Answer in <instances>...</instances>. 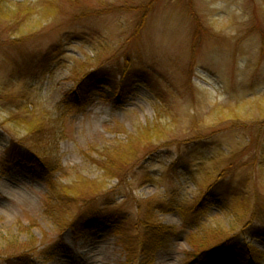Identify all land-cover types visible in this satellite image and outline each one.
Masks as SVG:
<instances>
[{
  "label": "rangeland",
  "instance_id": "1",
  "mask_svg": "<svg viewBox=\"0 0 264 264\" xmlns=\"http://www.w3.org/2000/svg\"><path fill=\"white\" fill-rule=\"evenodd\" d=\"M83 3L97 15L76 27L82 28L76 37H60L64 19L38 16L0 33V264H136L123 238L104 224L77 239L70 228L57 226L65 217L53 209L57 204L42 173L6 162L13 141L39 128L56 145L54 185L77 184L79 191L103 185L100 192L109 197L99 201L112 200L129 219L153 211L154 223L175 231L167 244L147 253V264H264V236L247 230L252 224L263 227L264 217H252L240 198L220 201L210 195L202 213H184L220 177L222 184L254 193L264 203V0ZM196 18L201 29L195 42ZM53 48L48 73L31 74V59L36 63ZM125 48L149 68L152 88L143 80L118 99L100 84L85 104L68 97L82 75L109 69ZM153 124L166 126L170 142L144 169L136 163L128 170L129 176L135 173L133 181L105 178L98 164L144 140ZM197 135L201 141L190 166L170 172L175 139ZM158 202L164 208L153 206ZM224 232L236 234L256 261L227 251L202 261L190 257V234L210 239ZM16 250L24 257L9 260L7 254Z\"/></svg>",
  "mask_w": 264,
  "mask_h": 264
},
{
  "label": "trees",
  "instance_id": "2",
  "mask_svg": "<svg viewBox=\"0 0 264 264\" xmlns=\"http://www.w3.org/2000/svg\"><path fill=\"white\" fill-rule=\"evenodd\" d=\"M83 2L84 0H39L36 4H26L0 0V33L5 32V30L18 28L30 18L38 16L39 18H51L52 20L64 19V26L66 27L61 31L63 35L59 36L61 38L64 36L65 39L68 35L76 37L82 29H77L76 27L97 15H94L93 10L87 9ZM109 13L112 14L113 10L109 11ZM138 26L140 25L138 24ZM200 29L201 24L196 18V28L193 36L195 42L199 39ZM136 30L133 39L138 34V28ZM195 45L196 43H194L192 48H195ZM54 52L55 48L41 54L40 60L36 63L31 59V74L41 77L48 73L51 65V59L49 60V58ZM129 52L131 50L123 49L122 55H116L118 59L109 69L100 68L92 73L82 75L76 92H71L68 97L70 98L72 94L74 100L85 104L90 94L97 92L100 86H105L114 98L119 99L121 96L127 95L134 85L141 83L143 80L144 83L142 84L152 88L149 84L152 83L149 68L145 67L136 57L128 55L127 53ZM159 99L162 103V109L165 110L163 105H166V102L162 96H159ZM166 132V126L161 127L159 124H153L143 132L144 140L137 141L138 144L129 146L130 149L127 151L116 152L112 157L109 154L106 155V158L98 164L99 169L105 173V178L116 179L121 182L129 179L133 181L136 178L135 173L129 176L128 170L134 167L136 163L137 166L141 165L140 169H144L164 145L170 142L165 140ZM37 133H40L44 139L38 137ZM170 140L172 141V139ZM199 140L201 141L199 135L191 139L179 141L175 139V143L172 145H176V155L169 165L170 172L177 169H187L190 166L197 150V145L200 143H197ZM254 143L255 138H252V144ZM49 146L50 149L48 148ZM57 155L55 142L52 140L51 135L45 134V131L43 132L42 128L37 130L30 129L27 137L17 142L13 141L6 152V162L9 164L32 166L42 173L47 188L51 192L52 201L57 204V207H53V209L61 211L65 217L63 222L56 223L57 226L61 229L70 228L73 238L77 239L90 233L93 226L104 224L111 233L123 238L122 245L125 247L130 260L136 264H147V253L167 244L175 231L171 228L165 229L154 223L153 211H149L142 218L129 219L128 214L121 212L119 209L121 206H116L112 200L99 201L102 196H105V198L109 197V192L106 194L100 192L101 189H104L103 185L97 187V184H94V187L85 191H79L77 184L60 187L54 185L52 179L56 169L59 168L57 167ZM141 179H147V177L142 173ZM221 180L222 177L218 178V181H215L206 191L201 202L196 203L194 207L190 205L189 209H184L186 210L184 213L190 210L192 214L202 213L201 211H204V199L212 195L213 198L220 201L238 197L242 201V206L252 217H264V203L258 195L253 193L248 196L244 189L231 188L222 184ZM56 188L58 189L56 190ZM153 206L164 208L163 203L160 202L153 204ZM192 216L194 217V215ZM61 217L63 218V216ZM261 225L263 227L252 224L248 226L247 230L254 236H264V224ZM126 232H134L136 236H127L125 235ZM231 234L227 232L216 233L210 239L205 235L198 239L190 234L187 238L188 243L193 248L190 257L197 261H202L212 258L214 254L227 251L235 255L250 257L253 261H256L258 257L256 259L251 257L254 253L246 248L236 234ZM59 246V243H55L53 250H57ZM24 255L19 253V250H16L15 252H9L7 257L10 258L9 260L12 258L17 260L22 259Z\"/></svg>",
  "mask_w": 264,
  "mask_h": 264
}]
</instances>
